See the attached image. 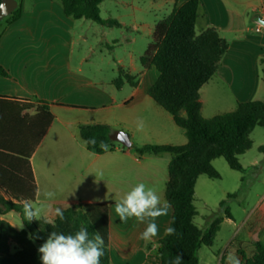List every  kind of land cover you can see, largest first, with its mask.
Listing matches in <instances>:
<instances>
[{
	"label": "crops",
	"instance_id": "obj_1",
	"mask_svg": "<svg viewBox=\"0 0 264 264\" xmlns=\"http://www.w3.org/2000/svg\"><path fill=\"white\" fill-rule=\"evenodd\" d=\"M116 1L130 10L132 30L144 32L151 29V10L167 18L187 0H148L149 8L142 6L145 0ZM199 1L198 32L215 28L229 45L216 74L199 91L201 115L210 119L235 111L240 103L264 99V0ZM18 4L21 16L0 25V66L6 71V75H0V97L33 105L45 101L54 116L30 158L37 187L35 201L28 203L38 213L33 221L53 223L57 208L105 204L109 213L110 264H159V241L170 225L172 207L167 216L156 220L159 233L150 241L140 238L147 222L133 218L122 223L115 213V201L139 182L153 187L162 203L167 201L172 154L139 156L135 148L188 143L185 130L148 94L151 86L142 88L143 79L154 68L141 70L133 66L128 73H137L140 78L133 81L135 85L125 83L121 88L115 86V79L109 82L97 74L90 76L85 71L89 56L76 48L79 38L87 41L82 33L88 19L67 16L59 0H18ZM112 18L110 15L102 19ZM158 21H154L152 31ZM119 22L122 27L127 25ZM100 26L102 38L113 33V26ZM126 86L132 89L128 94ZM34 110L26 112L32 115ZM140 119L144 122L142 130L137 127ZM87 124H103L112 132L127 133L131 147L115 142L113 151L90 152L79 136V126ZM257 164L254 161L251 166ZM49 191L55 194L54 198H45L43 194ZM244 212L238 229L242 231V241L231 243L223 256L226 263L230 253L236 255L239 251L252 258L255 243L264 244V193ZM16 215L20 213L12 211L2 219L15 227ZM225 222L234 223L231 215L223 219ZM237 257L240 259L239 254ZM0 264L19 263L12 256H3Z\"/></svg>",
	"mask_w": 264,
	"mask_h": 264
},
{
	"label": "trees",
	"instance_id": "obj_2",
	"mask_svg": "<svg viewBox=\"0 0 264 264\" xmlns=\"http://www.w3.org/2000/svg\"><path fill=\"white\" fill-rule=\"evenodd\" d=\"M59 1L65 14L73 19L84 18L100 25L119 27L117 21L104 20L100 15V5L106 0ZM200 9L199 0H187L167 18L158 21L152 43L140 59L144 69L154 68L159 73L148 94L174 117L188 138L183 146L135 148L139 156L172 154L165 196L173 210L169 227L175 228L176 234L165 235L159 241V264H172L176 255L181 256V264H199L198 251L202 245H213L223 218H216L207 230L195 224L198 215L194 205L196 183L201 176L220 178L213 166L218 158H224L232 170L245 173L239 157L253 147V131L257 127L264 128V99L240 103L235 111L210 119L202 117L199 91L216 74L229 45L215 28L197 31ZM20 16L21 6L18 5L0 25L10 24ZM262 65L264 83V60ZM0 75H6L1 66ZM135 79L136 76L120 69L114 84L117 88L125 83L135 85ZM30 109H35L34 114L26 112ZM53 120L49 103L45 101L33 105L0 97V257L12 256L19 264H41L38 245L43 244L52 231L74 234L83 226L90 237L95 232L103 237L105 254L101 264H110L109 213L105 204H76L62 209L64 221L57 216L53 223L39 219L25 224L24 229H17L2 219L12 211L21 214L25 203L35 201L37 187L30 158ZM111 133V128L103 124L79 126L81 140L94 154L106 152L86 141L103 140L109 145L108 151H113L116 143L110 139ZM220 207L230 217L225 201ZM11 243L16 245L13 252ZM255 247L252 258L238 252L242 264H264V244L257 242ZM222 261L227 264L224 258Z\"/></svg>",
	"mask_w": 264,
	"mask_h": 264
},
{
	"label": "rangeland",
	"instance_id": "obj_3",
	"mask_svg": "<svg viewBox=\"0 0 264 264\" xmlns=\"http://www.w3.org/2000/svg\"><path fill=\"white\" fill-rule=\"evenodd\" d=\"M144 2L142 6L149 8L150 1ZM100 15L102 18L112 15L111 20L117 21L118 24L119 21H124L127 25L122 27L120 23L119 27L113 26V33L104 39L99 24L84 21L82 36L86 37L87 41L79 38L76 48L84 50L89 56L90 61L85 65L86 73L90 76L100 75L103 81L112 82L119 76L120 68L126 72H130L133 66L142 70L140 59L152 43V25L154 21L163 19L165 14L159 16L161 14L151 10L149 13L151 29L144 32L132 30L130 10L116 0H108L100 6ZM196 29L198 31V26ZM134 75L136 80L140 78L137 73ZM158 75V71L152 69L143 79L142 88L152 86ZM124 90L128 94L132 89L126 86ZM251 139L253 147L239 157L240 164L246 169L245 173L232 170L224 158H218L213 161V166L220 178L214 180L201 176L197 182L194 205L198 215L194 219L195 224L202 230H207L216 218L221 217L225 220V210L220 207L222 201L226 202V208L229 209L234 221V223L222 222L212 246H201L198 251L199 264H222L223 256L231 243L234 240L242 241V231L239 232L238 229L245 217L244 210H250L257 196L264 193V150H261L264 149V128L257 127L251 134ZM254 161L258 162L257 167L251 166ZM31 221L25 219L24 210L14 219L17 229L26 228L25 224ZM41 245L39 244L38 247ZM15 248L16 245L11 243V249Z\"/></svg>",
	"mask_w": 264,
	"mask_h": 264
},
{
	"label": "clouds",
	"instance_id": "obj_4",
	"mask_svg": "<svg viewBox=\"0 0 264 264\" xmlns=\"http://www.w3.org/2000/svg\"><path fill=\"white\" fill-rule=\"evenodd\" d=\"M138 130H142L144 122L138 120ZM86 143L93 147L107 152L109 145L103 140L97 141L92 138ZM45 198H54L53 192H45ZM171 210V204L167 201L161 202L160 196L153 187H149L143 182L135 184L124 196L115 201V213L122 223H127L129 219H135L140 223L147 222L145 230L140 238L150 241L159 233L156 220L159 217L167 216ZM56 216L64 221L66 219L64 211L60 208L55 210ZM24 217L31 221L37 219L38 213L34 211L28 203L24 205ZM176 229L165 228V235H175ZM41 264H101V257L105 254L104 239L99 232L89 236L88 229L81 226L74 234H64L52 231L46 241L38 248ZM181 256L176 255L172 264H181ZM227 264H242L239 257L230 253L227 256Z\"/></svg>",
	"mask_w": 264,
	"mask_h": 264
},
{
	"label": "water",
	"instance_id": "obj_5",
	"mask_svg": "<svg viewBox=\"0 0 264 264\" xmlns=\"http://www.w3.org/2000/svg\"><path fill=\"white\" fill-rule=\"evenodd\" d=\"M1 4L4 5V8L0 9V21H3L5 18L9 17L19 5L17 0H2ZM110 139L113 142L121 143L124 147H131L130 137L123 131L112 132Z\"/></svg>",
	"mask_w": 264,
	"mask_h": 264
},
{
	"label": "snow or ice",
	"instance_id": "obj_6",
	"mask_svg": "<svg viewBox=\"0 0 264 264\" xmlns=\"http://www.w3.org/2000/svg\"><path fill=\"white\" fill-rule=\"evenodd\" d=\"M4 8V5L3 4H0V9H3Z\"/></svg>",
	"mask_w": 264,
	"mask_h": 264
}]
</instances>
